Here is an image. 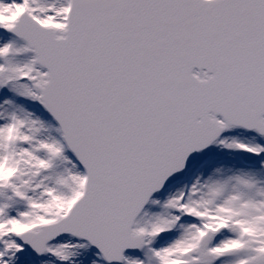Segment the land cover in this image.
I'll return each mask as SVG.
<instances>
[{"label":"snow or ice","instance_id":"obj_1","mask_svg":"<svg viewBox=\"0 0 264 264\" xmlns=\"http://www.w3.org/2000/svg\"><path fill=\"white\" fill-rule=\"evenodd\" d=\"M0 264H264V0H0Z\"/></svg>","mask_w":264,"mask_h":264}]
</instances>
